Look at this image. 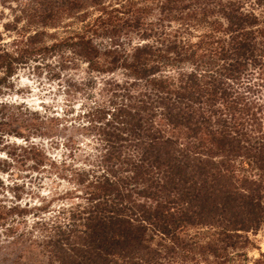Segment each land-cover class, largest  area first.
I'll list each match as a JSON object with an SVG mask.
<instances>
[{
    "label": "trees",
    "instance_id": "16d2710c",
    "mask_svg": "<svg viewBox=\"0 0 264 264\" xmlns=\"http://www.w3.org/2000/svg\"><path fill=\"white\" fill-rule=\"evenodd\" d=\"M21 13L18 39L0 43V96L31 62L86 101L63 117L0 104V173L76 186L40 211L85 201L67 210L71 231L54 226L42 242L49 264H247L248 234L264 224V0H25ZM63 21L64 37L46 31ZM79 136L96 137L91 168L30 143L63 140L74 160ZM0 189L19 201L26 187ZM32 211L0 202V221ZM0 264L18 255L0 250Z\"/></svg>",
    "mask_w": 264,
    "mask_h": 264
},
{
    "label": "clouds",
    "instance_id": "9594fccd",
    "mask_svg": "<svg viewBox=\"0 0 264 264\" xmlns=\"http://www.w3.org/2000/svg\"><path fill=\"white\" fill-rule=\"evenodd\" d=\"M248 2L255 3V0H248ZM16 6V0H7V6L4 0H0V13L5 14V18L0 19V34L5 35V40L0 43H10V40H8L9 35L13 40L18 39L15 33H4L3 29V25L9 23L14 18L10 12V7L15 8ZM29 67H32L31 62L29 63ZM3 75L4 72L0 70V76ZM45 75L47 74L45 73ZM10 82L15 84L17 90L22 88L25 89V93L22 96L16 95L15 92L10 95L0 96V104H24L28 109L41 112H43L44 109L41 108L40 105H48L52 108V111L47 113L48 116L56 115L61 117H63L65 111L69 108V98L65 97L63 91H61L59 95L55 94L56 84L59 82H54L52 85H49L43 78L38 82L35 76H30L27 68L18 70L16 75L11 77ZM5 91L7 90L5 89ZM49 92H52L53 95L49 96ZM85 103L86 101L83 99L72 100L70 107L76 110L74 115L80 113L81 107ZM88 103H94V101ZM87 110V108L84 109V111ZM69 119H71V117H69ZM85 123V121H80V126H83ZM95 140L96 137H77L75 149L76 159L74 160L68 159L67 153L70 149L63 146L65 143L63 140L59 141V151L53 150L48 152V155L57 163H60L61 159H63L66 164L72 165L77 169L91 168V163H85L83 158L91 156V159L94 160L96 155H99V153L95 152V149L99 146L94 143ZM5 142L25 144L23 139L15 140L12 137H5ZM30 143H43V145L48 146L50 141L32 139ZM0 159H8L6 153L0 152ZM66 174L70 176L71 172ZM9 175H11V173L8 175L0 173V180H2L5 185L9 183L28 185L27 180H16L13 178L10 181ZM39 175L41 174L36 172L31 173V178L35 181V183L29 186V191L32 195H24L22 200L16 201L14 198L15 194L10 195L6 190L0 189V202L6 204L8 208L19 205L21 208L28 206L30 209H34L30 215H26L22 218L13 216L9 218L7 223L0 221V250H6L7 252L17 254L18 264H29V257L34 258L35 264H49L51 254L47 251L46 246L43 245L42 242L47 240L50 235L55 234L53 231L54 226H64L67 230L71 231L73 225L70 224L67 210L74 209L77 204L85 203L84 200L75 198L56 200L47 211H40V207L47 201H51L54 195L68 190L75 192L76 186L74 184H68L65 180H59L57 183L62 185V187L57 188V186L53 184V181L56 180V176H52L51 179L45 177L42 180H36V177ZM80 195H82V193H80ZM62 212L63 215L61 214ZM21 220H23V223ZM13 221H15V223H13ZM9 229H12L15 235L10 233ZM60 246L66 249L68 253H71V249L63 241H61ZM52 264H61V261L53 258ZM127 264H134V261L129 258Z\"/></svg>",
    "mask_w": 264,
    "mask_h": 264
},
{
    "label": "rangeland",
    "instance_id": "374dc122",
    "mask_svg": "<svg viewBox=\"0 0 264 264\" xmlns=\"http://www.w3.org/2000/svg\"><path fill=\"white\" fill-rule=\"evenodd\" d=\"M24 2H25V0H16V5L17 6L15 8H11L10 7V12H11V14H12V16L14 18L9 23H5L3 25L4 33H9V34L10 33H15V35H16L17 30H19L22 26H24L26 24L25 23V19L23 17V14L21 13L22 5H23ZM4 3L7 6V0H4ZM17 13H19V14H17ZM4 18H5V14L0 13V19H4ZM18 18H20V20H18L19 23L16 26V29L10 28V29L7 30L5 28V25L6 24L11 25L10 27L14 26V23L17 21ZM70 23H73V22L72 21H63L61 23V25H59V27L54 28V29L48 28L46 31L48 33H50L51 35H54L55 36L54 38L60 39V38L64 37L67 34L66 33L67 28L64 27V26L66 24H70ZM76 27H78L77 24H74L69 29L76 28ZM1 36H2L1 37L2 38V41H4L5 40V35L4 34H1ZM8 40H10V41L13 40V39H11V36L10 35L8 36ZM47 41H48V43H50L52 41V38H47ZM31 65H32V67H29V65H27L25 67H20L18 70H23V69L27 68L28 69V73L30 74V76H35L38 82L40 81L41 78H43L44 80H46L49 85H52L54 82H59V83L56 84V93L55 94L56 95H59L60 92L63 91V94L65 95V97L68 98V96H66V94L64 93L65 90L62 87L63 86V81L62 80H57V79L53 78L52 77V75H53L52 72L51 71H48L47 69H44V67H41V69L36 70L34 68V64L31 63ZM45 73L47 75H45ZM65 78H66V75L62 79H65ZM12 84H13V88L10 91H8L7 94L10 95L13 92H15L16 95H21L22 96L25 93V89L22 88V89L17 90L16 87H15V84L14 83H12ZM48 95L49 96H52L53 93L52 92H49ZM80 98L81 97H76V98L70 97L68 99L69 108L65 111V113H67V111L71 108L70 105H71L72 100L80 99ZM40 107L44 109L43 112L38 111V112H40L42 114H47L49 111H52V108L50 106H48V105H43L42 104V105H40ZM74 111H76V110L74 109ZM69 116H71V115H69ZM53 141H55V140H53ZM54 146L55 145H53V144H52V146H50V144H49L47 146L48 152H51L53 150L59 151L58 148H60V146L59 147L58 146H55L56 149H54ZM29 175L31 176V174H29ZM39 177H40V175H39ZM45 177H48V175H46V174L43 175L42 174L41 180L43 178H45ZM23 180H27L28 181V185H25L26 190L23 193L22 199L24 198V195H32V193L29 191V186L31 185V183L29 182V179L24 178ZM57 181H59V180H57ZM57 181L54 180L53 181V184H55L57 186V188L62 187V185H59L57 183ZM248 236L251 239V241L253 242V247L252 248H249L246 251L247 258H248V263L247 264H252V261L255 258H258L260 256V253L261 252H264V224L260 227V229L257 232L249 233Z\"/></svg>",
    "mask_w": 264,
    "mask_h": 264
}]
</instances>
